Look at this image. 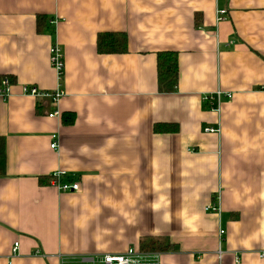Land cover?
<instances>
[{"label":"crops","instance_id":"obj_1","mask_svg":"<svg viewBox=\"0 0 264 264\" xmlns=\"http://www.w3.org/2000/svg\"><path fill=\"white\" fill-rule=\"evenodd\" d=\"M108 33L128 52L99 53ZM162 51L178 53L173 93ZM0 77V264H89L146 237L177 246L159 264H264V0H0ZM23 85L62 89L61 115ZM59 170L79 192L53 187Z\"/></svg>","mask_w":264,"mask_h":264},{"label":"built area","instance_id":"obj_2","mask_svg":"<svg viewBox=\"0 0 264 264\" xmlns=\"http://www.w3.org/2000/svg\"><path fill=\"white\" fill-rule=\"evenodd\" d=\"M228 16V10L217 9L216 11V21L220 23L226 20ZM56 22V20L52 21ZM50 62L52 67L56 70L58 74V79L62 80L64 73V54L60 45L54 42L50 50ZM14 84L9 78H4L0 84V98H9L13 95ZM21 95L29 96L33 98H49L52 104L55 105V109L49 114L51 118L59 117L61 115L60 110L57 105L60 99L64 96V91L62 89H57L54 92L42 90L35 85H23L21 86ZM220 95V93H219ZM231 97V94L228 95ZM215 128H207L206 132H217ZM51 148L55 151L59 149V136L57 134L52 135ZM67 173L65 171L59 170L52 174L51 182L53 187H55L60 192L74 193L79 192L81 189L80 181L75 178H69L65 180ZM207 210L213 212H220V205L214 204L207 207ZM224 234V231H220V236ZM19 248V243L17 242L13 248V256L17 255ZM83 262H88L89 264H159V253L158 252H146L133 247L128 248L124 253L121 254H101L97 256H87L82 259ZM64 264V263H62Z\"/></svg>","mask_w":264,"mask_h":264},{"label":"trees","instance_id":"obj_3","mask_svg":"<svg viewBox=\"0 0 264 264\" xmlns=\"http://www.w3.org/2000/svg\"><path fill=\"white\" fill-rule=\"evenodd\" d=\"M98 51L102 54H121L128 52V39L125 35L100 34L98 37ZM158 84L162 93H173L179 82L178 53L175 51H162L158 53ZM0 77V84H1ZM64 122L71 124L75 120L74 114H64ZM5 139L0 136V178L6 175V149ZM168 240L146 237L140 243L139 250L146 252H168L176 250Z\"/></svg>","mask_w":264,"mask_h":264},{"label":"rangeland","instance_id":"obj_4","mask_svg":"<svg viewBox=\"0 0 264 264\" xmlns=\"http://www.w3.org/2000/svg\"><path fill=\"white\" fill-rule=\"evenodd\" d=\"M160 254V252H158Z\"/></svg>","mask_w":264,"mask_h":264}]
</instances>
